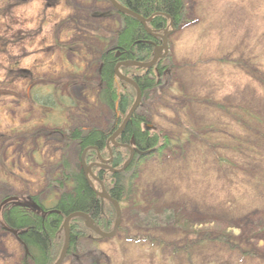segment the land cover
<instances>
[{"label":"rangeland","instance_id":"1","mask_svg":"<svg viewBox=\"0 0 264 264\" xmlns=\"http://www.w3.org/2000/svg\"><path fill=\"white\" fill-rule=\"evenodd\" d=\"M108 1L0 0V36L22 40L0 53V206L32 194L53 207L65 164L82 165L74 127L115 122L98 99L100 51L124 26ZM183 2L170 74L141 98L143 128L172 144L129 171L116 235L83 239L63 264H264V0ZM29 254L0 223V264Z\"/></svg>","mask_w":264,"mask_h":264},{"label":"trees","instance_id":"2","mask_svg":"<svg viewBox=\"0 0 264 264\" xmlns=\"http://www.w3.org/2000/svg\"><path fill=\"white\" fill-rule=\"evenodd\" d=\"M116 1L142 17L151 19L147 23V27L155 35L151 36L141 22L133 16L115 10L122 18L124 26L118 33L119 36H116V41L112 43V46H108L105 51H100L97 76L100 89L98 99L112 110L114 119H117V116L121 117L118 120L119 126L134 104L137 92L132 85L117 77L115 73L117 63L120 61L150 62L153 59L155 48L162 41L160 35H163L168 29H174V32L178 31L185 22L186 7L183 0ZM171 23L173 27H171ZM168 62L169 58H164L149 70L137 67H122L121 72L137 83L144 98L147 93L157 90L163 78L170 74V64ZM141 106L124 132L125 140L123 142L137 146L139 149L131 166L125 172L115 174L111 172L102 174L96 168L93 170L106 191L121 206L130 200L127 184L129 171L149 160L152 155H157L170 148L172 144L167 137L161 138L143 128L144 123L148 120L141 112ZM110 135L107 131L97 128L82 130L78 133V136L74 135L73 137L78 139L81 148V164L83 151L89 147L96 148L87 151L85 155L86 164L89 165L97 161L99 157H108L109 150L106 142ZM112 151L114 152V159L111 166L115 169L122 168L129 158L130 151L126 148L115 147H112ZM61 176V187L64 191L53 207L47 208L44 202L40 201V198L34 196L29 198L34 204V208L27 206L25 203H20L10 205L6 210L5 223L21 232L19 239L30 250L28 257L23 258L24 262L22 264H55L65 242L63 223L73 213L81 212L90 215L95 225L104 232L110 231L114 226L116 220L114 206L107 201L102 203V200L98 198L88 182L81 166L79 170H74L69 164H65ZM99 181L94 182L96 188L101 190ZM69 184L72 186L70 190H67ZM70 230L71 247L67 257H74L77 252L76 244L83 239L96 236V234L85 226V221L82 218L72 219ZM218 240L223 241L222 238H218Z\"/></svg>","mask_w":264,"mask_h":264},{"label":"water","instance_id":"3","mask_svg":"<svg viewBox=\"0 0 264 264\" xmlns=\"http://www.w3.org/2000/svg\"><path fill=\"white\" fill-rule=\"evenodd\" d=\"M110 3L112 4V6L119 11L122 14H128L133 16L134 18H136L137 20H139L141 22V24L145 27V29L147 30L148 33L152 34V31L148 29L147 27V23L151 20V19H146L144 17H142L141 15L131 11L129 8L119 4L116 0H109ZM171 27H173V24L171 23ZM174 33V29H168L165 31V33L163 35H160V38L162 40V45H158L155 50H154V56L153 59L150 62H138V61H125V62H121L116 66V70L115 73L117 75V77L132 85L137 92V96H136V100L134 102V104L132 105L131 109L129 110L125 120L123 121V123L120 125V127L118 128V130L114 133V135L111 137V142L113 145H116V138L119 137L126 129V127L128 126L129 122L131 121L132 117L134 116V114L136 113V111L138 110L139 106L141 105V98H142V92L141 89L139 88V86L137 85V83L123 75L120 71L121 67H137V68H141V69H146L149 70L151 68H153L157 62L164 58L165 56H167L169 54V39L168 37ZM85 153L86 151L83 153L82 155V165H83V170L85 172L86 178L88 180V182L90 183L91 186H94L92 181L90 180V177L92 179H95L97 181H99L95 175L92 173V167L94 165H98L100 166V164H91V165H87L85 162ZM112 156V153H111ZM134 157V152L133 150H131V154L130 157L128 159V161L124 164V166L122 167L121 170H113L112 168H110L109 166H107V168L113 172H122L124 171L126 168L129 167V165L132 163ZM112 161V157L110 160H103L101 159V162H103L105 165H107L109 162ZM101 184V192L96 191V194L103 200H107L109 201L115 208L116 210V223L114 226V229L111 233H105L104 231H102L101 229H99L96 225L94 220L90 217V215L85 214V213H81V212H76L73 213L71 215H69L63 224V230L65 233V242H64V247L62 249V252L58 258V260L55 262V264H63L66 256L68 255L70 246H71V230H70V222L72 219L74 218H82L85 221V226L93 231L95 234H97L98 236L102 237V238H111L114 237L116 235V232L118 230V227L121 223L122 220V210H121V206L120 203L116 200H114L109 193L105 190L103 184L101 181H99ZM12 200H17V198H11V199H7L3 202V205H5L6 203L12 201ZM12 232H14L15 234H17V231L15 230H11Z\"/></svg>","mask_w":264,"mask_h":264},{"label":"flooded vegetation","instance_id":"4","mask_svg":"<svg viewBox=\"0 0 264 264\" xmlns=\"http://www.w3.org/2000/svg\"><path fill=\"white\" fill-rule=\"evenodd\" d=\"M150 34V33H149ZM151 36H155L153 33L152 34H150ZM171 36V35H170ZM4 37L5 36H0V53H2L4 50H7L8 51V48H9V45L10 44H12V50L13 51H18V49H20V47L19 46H21V41L22 40H20L21 38L19 37V36H13V38H10L9 39V37H5L6 38V40H4ZM158 45H162V41H161V43H159ZM157 45V46H158ZM23 48V47H22ZM162 59H164V58H162ZM162 59H160V60H162ZM17 62V61H16ZM122 61H120V62H118L117 63V65L119 64V63H121ZM123 62H125V61H123ZM158 63V62H157ZM15 66V64L13 65V67ZM122 68V67H121ZM121 68H120V71H121ZM1 70H2V68L0 67V74L2 73L1 72ZM115 70H116V67H115ZM122 73V72H121ZM123 74V73H122ZM123 75H125V74H123ZM126 76V75H125ZM128 77V76H127ZM130 78V77H129ZM132 79V78H131ZM98 80H99V78H98ZM76 81V80H75ZM2 84H0V89L2 90ZM8 87H10V88H13L14 89V85L11 83V84H9V86ZM64 94H63V99H65L64 98ZM12 102L11 103H14V102H16L17 100L16 99H13V100H11ZM19 101V100H18ZM17 101V102H18ZM25 102L27 103V106L28 105H30V106H32L34 109H35V104L33 105V103H35V99H33V98H27L26 100H25ZM20 107H24L23 105V103L22 102H20L19 104H18ZM10 107L11 105L10 104H6L5 103V105H3L2 104V98H0V110L2 111V109H3V107ZM140 107V106H139ZM137 112V111H136ZM27 113V112H26ZM133 118V117H132ZM27 121H29V118L27 119ZM123 123V122H122ZM130 123V122H129ZM41 124H43V123H41ZM44 125V124H43ZM35 127V126H34ZM68 127H71V125L70 126H68ZM73 127V126H72ZM120 127V125L118 126V120L117 119H115V122H113V124H112V126H111V128H110V130L109 131H107L108 133H110L111 135L109 136V139L107 140V142H106V145H107V148H108V150H109V156L108 157H106V158H102V157H99V159L97 160V161H94V162H92L91 164H100V166H98V165H94L93 167H92V173H93V170L96 168V170L97 171H101L102 172V174H105V172H111L108 168H107V166H109L110 168H112L113 170H121L122 168H120V169H115V168H113L112 166H111V164H112V162H113V159H114V152L112 151V148H110V139H111V137L114 135V133L118 130V128ZM75 129H76V132H74L73 134H71V136H70V138H74L73 136L75 135H77L78 136V133H80L82 130H83V128L82 127H74ZM91 129H93V128H90V129H88V130H91ZM98 129V128H97ZM99 130H103V129H99ZM26 131H28V130H26ZM60 132V131H59ZM59 132H57V133H59ZM61 132H62V129H61ZM60 132V133H61ZM125 132V131H124ZM124 132L119 136V137H117L116 138V145H113V147H115V148H126V149H128L129 151H130V154H131V150H133V152H134V157H133V160H134V158H135V156L138 154V151H139V149H138V147L137 146H132V145H130V144H128V143H125V142H123V140H125V137H124ZM28 134L29 133H24V135L23 136H20V138H22V137H24V138H28ZM54 134V133H53ZM2 135V132H0V136ZM50 136V135H49ZM39 138V137H38ZM74 140H76L77 142H78V139H74ZM79 144V143H78ZM95 149L96 147H89V148H86L84 151H83V153L86 151V153H87V151L88 150H90V149ZM81 149V148H80ZM86 153H85V155H86ZM111 153H112V156H111ZM83 155V154H82ZM111 157H112V161L111 162H109L107 165H105L103 162H101V159H103V160H110L111 159ZM132 160V161H133ZM91 164H89V165H91ZM132 164V163H131ZM130 164V165H131ZM88 165V164H87ZM129 165V166H130ZM81 167H82V165H81ZM0 169L2 170L3 169V164H0ZM82 169H83V167H82ZM128 168H126L124 171H122V172H125L126 170H127ZM122 172H116V173H122ZM95 173V172H94ZM93 173V174H94ZM111 173H113V172H111ZM1 174V173H0ZM84 174H85V172H84ZM113 174H115V173H113ZM95 175V177L98 179V177L96 176V174H94ZM3 177V174L2 175H0V189L2 188L1 187V185L4 183V181H3V179H2V177ZM86 176V175H85ZM99 180V179H98ZM96 182H98L97 180H95ZM92 188L94 189V191L96 192L97 190L95 189V186H92ZM105 188V187H104ZM106 190V189H105ZM110 195V194H109ZM98 196V195H97ZM34 196H32V194H28V195H26L25 197H9V196H7V197H5V198H7V199H11V198H17V200H12V201H10V202H8V203H6L5 205H3V202L5 201V200H7V199H5L1 204V206H0V209L1 208H3V207H7V206H9L11 203L12 204H16V205H18V204H20V203H25L27 206H30V207H32V208H34V204L32 203V201H30L29 200V198H33ZM60 197V195L57 197V198H59ZM23 198V199H22ZM24 198H27V199H24ZM98 198H100L99 196H98ZM101 199V198H100ZM102 200V199H101ZM105 201H107V200H105ZM105 201H103L102 200V203H104ZM120 206H121V204H120ZM36 207V206H35ZM4 217V216H3ZM91 217V216H90ZM5 222V221H4ZM1 223V225H2V227H4L6 230H8V231H10L11 232V230H15V231H17V234H15L14 232H12L15 236H16V238H17V240H20L19 239V235H20V231L19 230H17V229H15V228H11V227H9L6 223H3V222H0Z\"/></svg>","mask_w":264,"mask_h":264}]
</instances>
